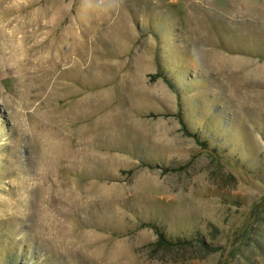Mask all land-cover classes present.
Returning a JSON list of instances; mask_svg holds the SVG:
<instances>
[{
	"label": "rangeland",
	"instance_id": "obj_1",
	"mask_svg": "<svg viewBox=\"0 0 264 264\" xmlns=\"http://www.w3.org/2000/svg\"><path fill=\"white\" fill-rule=\"evenodd\" d=\"M0 264H264V0H0Z\"/></svg>",
	"mask_w": 264,
	"mask_h": 264
},
{
	"label": "bare ground",
	"instance_id": "obj_2",
	"mask_svg": "<svg viewBox=\"0 0 264 264\" xmlns=\"http://www.w3.org/2000/svg\"><path fill=\"white\" fill-rule=\"evenodd\" d=\"M24 29H25V28H24ZM23 32H24V31H22V33H23ZM28 32H29V31H28ZM25 35H26V34H25ZM73 37H74V36H73ZM73 37H72L71 39H74ZM24 39L26 40V36L23 35V37L21 38V40H24ZM69 41H70V40H69ZM72 50H73V49L70 48V49H68V52H69V51H72ZM73 58H74V56H73ZM73 58H72V61L68 60V53H67V55H66V60H67V61H70V62H67V63H72V64L75 63V62L73 61L75 58H74V59H73ZM62 61H63V59H62ZM118 252H119V251H118ZM118 252H117V253H118Z\"/></svg>",
	"mask_w": 264,
	"mask_h": 264
}]
</instances>
